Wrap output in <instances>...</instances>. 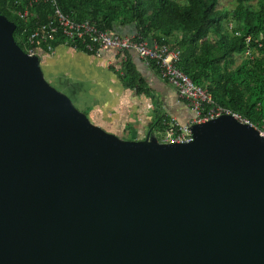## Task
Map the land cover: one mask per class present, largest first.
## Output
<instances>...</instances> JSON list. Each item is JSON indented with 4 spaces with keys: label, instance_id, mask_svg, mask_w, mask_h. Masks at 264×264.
Masks as SVG:
<instances>
[{
    "label": "water",
    "instance_id": "water-1",
    "mask_svg": "<svg viewBox=\"0 0 264 264\" xmlns=\"http://www.w3.org/2000/svg\"><path fill=\"white\" fill-rule=\"evenodd\" d=\"M0 14V264H264V139L223 115L123 140L45 77Z\"/></svg>",
    "mask_w": 264,
    "mask_h": 264
},
{
    "label": "trees",
    "instance_id": "trees-1",
    "mask_svg": "<svg viewBox=\"0 0 264 264\" xmlns=\"http://www.w3.org/2000/svg\"><path fill=\"white\" fill-rule=\"evenodd\" d=\"M55 1L76 21L91 20L109 33L134 26L140 36L177 50V67L205 89L216 105L256 127L264 120V0H234L233 6L220 8V0ZM25 10L30 13L28 21L17 14ZM0 14L16 23L14 36L25 51L28 37L38 24L52 18L54 7L45 0H0ZM64 41L58 35L52 43L57 48ZM72 47L88 52L78 42ZM42 49L46 51V46ZM120 78L125 87L152 97L129 65L125 64ZM155 114L154 126L163 132L164 113L157 110Z\"/></svg>",
    "mask_w": 264,
    "mask_h": 264
},
{
    "label": "crops",
    "instance_id": "crops-1",
    "mask_svg": "<svg viewBox=\"0 0 264 264\" xmlns=\"http://www.w3.org/2000/svg\"><path fill=\"white\" fill-rule=\"evenodd\" d=\"M117 30L122 36L137 33L134 26L117 27ZM39 56L48 82L67 94L95 125L123 140L150 138L152 131L157 130L153 122L157 110L175 118L180 125L192 119L176 90L162 81L157 71L134 51L121 53L108 48L96 56L60 45L53 53L41 52ZM125 64L143 80L152 97L123 85L120 76L125 72Z\"/></svg>",
    "mask_w": 264,
    "mask_h": 264
},
{
    "label": "built area",
    "instance_id": "built-area-1",
    "mask_svg": "<svg viewBox=\"0 0 264 264\" xmlns=\"http://www.w3.org/2000/svg\"><path fill=\"white\" fill-rule=\"evenodd\" d=\"M54 7V14L45 23L37 25L36 30L25 42V52L30 56L53 53L56 47L52 40L61 35L64 43L61 45L72 46L80 43L91 54L101 56L102 51L108 48L121 53L134 51L146 64L153 67L160 79L176 90L178 97L185 102L192 119L186 124L180 125L177 120L167 114H162V124L165 130L161 138L154 141L157 144L187 143L192 140L191 126L217 119L223 115L233 116L237 121L254 127L264 139V120L259 127L242 119L239 115L231 113L228 109L216 105L209 93L200 86L195 85L178 67L179 52L150 41L138 33L133 36H122L119 33H109L98 29L91 20L76 21L64 14L57 6L55 0H45ZM19 17L25 21L30 18L28 10L18 11ZM240 36L239 32H235ZM246 42L249 37H245ZM39 45L36 47V45ZM46 46V51L42 49ZM43 50V51H42ZM151 140V139H150Z\"/></svg>",
    "mask_w": 264,
    "mask_h": 264
},
{
    "label": "rangeland",
    "instance_id": "rangeland-1",
    "mask_svg": "<svg viewBox=\"0 0 264 264\" xmlns=\"http://www.w3.org/2000/svg\"><path fill=\"white\" fill-rule=\"evenodd\" d=\"M250 1L252 3H256L257 0H250ZM233 5H234V0H220L219 8L223 6L231 7ZM240 60H241V57H237V61L239 62ZM149 136L152 141H157L161 138L162 135L160 132H157V130H153Z\"/></svg>",
    "mask_w": 264,
    "mask_h": 264
}]
</instances>
